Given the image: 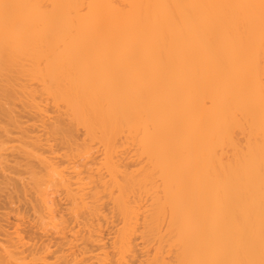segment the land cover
Segmentation results:
<instances>
[{"label":"bare ground","instance_id":"1","mask_svg":"<svg viewBox=\"0 0 264 264\" xmlns=\"http://www.w3.org/2000/svg\"><path fill=\"white\" fill-rule=\"evenodd\" d=\"M260 4L0 0V264H259Z\"/></svg>","mask_w":264,"mask_h":264},{"label":"snow or ice","instance_id":"2","mask_svg":"<svg viewBox=\"0 0 264 264\" xmlns=\"http://www.w3.org/2000/svg\"><path fill=\"white\" fill-rule=\"evenodd\" d=\"M4 8H11L14 7L13 5H3ZM261 12H262V17H264V0H261L260 4ZM216 264H255V262H216ZM259 264H264V259H261L259 261Z\"/></svg>","mask_w":264,"mask_h":264}]
</instances>
